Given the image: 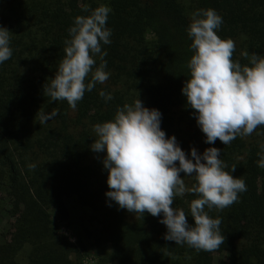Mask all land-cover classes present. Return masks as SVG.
Listing matches in <instances>:
<instances>
[{"label": "trees", "instance_id": "trees-1", "mask_svg": "<svg viewBox=\"0 0 264 264\" xmlns=\"http://www.w3.org/2000/svg\"><path fill=\"white\" fill-rule=\"evenodd\" d=\"M101 5L111 8V43L102 44L110 76L72 109L44 95L43 86L65 56L75 18ZM199 9L222 17L217 35L235 42L233 61L249 65L243 52L264 57V0H0V27L12 33V57L0 64V264H88L91 257L95 264H264V168L257 163L264 126L227 145L206 144L182 95L194 54L187 29ZM94 59L93 71L101 63ZM100 91L113 99L105 101ZM137 98L161 113V130L189 158L193 147L199 154L221 149L225 171L235 166L231 175L246 182L231 206L205 208L221 219L225 243L218 250L166 241L162 215L129 213L106 197V153L91 150L93 127ZM54 109L58 115L40 123L38 112ZM181 178L189 188L196 183L194 175ZM196 198L186 193L173 203L189 225Z\"/></svg>", "mask_w": 264, "mask_h": 264}, {"label": "clouds", "instance_id": "clouds-1", "mask_svg": "<svg viewBox=\"0 0 264 264\" xmlns=\"http://www.w3.org/2000/svg\"><path fill=\"white\" fill-rule=\"evenodd\" d=\"M83 11H89L88 7ZM110 12L111 8L101 5L89 16L75 18L68 30L71 38L64 42L65 56L55 77L43 86V94L52 101L66 100L75 109L86 91L109 79L104 60L107 52L102 51V44L111 43V30L106 27ZM222 23L214 9H199L191 14L187 29L194 54L187 64L190 78L181 91L206 137L204 143L210 145L217 140L230 144L237 136H249L264 126V57L243 52L250 66L233 61L235 42L217 35ZM11 34L0 27V64L12 57ZM95 56L101 63L93 71ZM99 95L105 101L113 99L104 91ZM38 113L40 123H45L58 115V110ZM93 131L97 139L91 150L106 153L103 166L108 171L110 190L105 195L120 209L143 216L162 215L159 222L167 228L163 238L197 252H212L225 243L221 219L211 218L205 208L222 211L237 202L247 186L243 179L231 175L235 166L231 173L225 171L221 149L209 147L199 154L193 147L189 158L176 137L168 138L161 130V113L145 107L139 98L119 107L113 120L94 125ZM261 148L264 150V145ZM257 163L264 168V155ZM181 173L184 177L194 175L196 183L187 187ZM186 193L198 197L190 204L194 225H189L183 209L173 207L175 198Z\"/></svg>", "mask_w": 264, "mask_h": 264}, {"label": "rangeland", "instance_id": "rangeland-1", "mask_svg": "<svg viewBox=\"0 0 264 264\" xmlns=\"http://www.w3.org/2000/svg\"><path fill=\"white\" fill-rule=\"evenodd\" d=\"M67 234H68V236H70L71 237V232H67ZM69 237V238H70ZM71 239V238H70ZM87 263L88 264H95V261H94V259L91 257V258H89V260L87 261Z\"/></svg>", "mask_w": 264, "mask_h": 264}]
</instances>
